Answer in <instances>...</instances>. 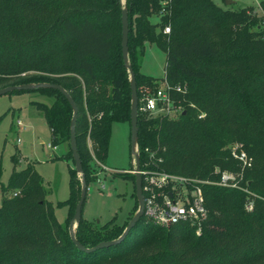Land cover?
Segmentation results:
<instances>
[{
    "label": "trees",
    "instance_id": "1",
    "mask_svg": "<svg viewBox=\"0 0 264 264\" xmlns=\"http://www.w3.org/2000/svg\"><path fill=\"white\" fill-rule=\"evenodd\" d=\"M122 6L120 0H0V87L54 82L66 89L77 106L75 138L86 188L97 176L96 161L106 157L112 122L130 124ZM259 6L125 0L128 62L138 97L162 78L187 88L174 92L183 105L176 116L137 109L141 167L147 162L216 181L223 169L241 170L230 152V144L240 141L251 157L240 179L246 189L202 183L207 216L199 233L186 222L161 225L143 213L120 241L82 250L69 233L81 190L70 148L72 106L54 87L13 89L7 93L36 91L51 98L31 102L44 114L50 144L66 143L59 157L71 158L73 166L68 196L55 203L32 163L13 167L6 182L0 178V264H264V0ZM146 42L165 52L160 78L140 71ZM11 159L18 160L16 152ZM131 168L118 173L133 182L128 218L100 223L81 211L75 236L83 245L118 237L137 209ZM2 171L0 160V177ZM62 205L67 215L59 222L55 207Z\"/></svg>",
    "mask_w": 264,
    "mask_h": 264
},
{
    "label": "rangeland",
    "instance_id": "2",
    "mask_svg": "<svg viewBox=\"0 0 264 264\" xmlns=\"http://www.w3.org/2000/svg\"><path fill=\"white\" fill-rule=\"evenodd\" d=\"M214 1L222 7H234L238 4L256 6L260 0H234L228 4L225 0ZM164 63L165 52L155 43L146 42L140 71L160 78L164 75ZM32 100L51 102L50 97L36 91L0 94V160L3 167L0 178L6 182L13 167L18 170L32 163L44 177V184L49 190L46 197L55 203L68 196V167L73 166V162L71 158L59 157L65 154L66 143L58 144L55 149L47 147L50 129L42 110L32 104ZM18 119L21 120L20 124L17 123ZM130 140L129 122L113 121L106 157L103 163L97 162V176L87 183L82 206L83 217L100 223L114 217L116 222L123 223L128 218L135 200L132 195L133 182L118 173L131 167L133 154ZM14 152L18 157L15 162L11 159ZM47 152L52 156L47 157ZM1 198L0 189V203ZM55 215L59 222H63L67 206L55 207Z\"/></svg>",
    "mask_w": 264,
    "mask_h": 264
},
{
    "label": "built area",
    "instance_id": "3",
    "mask_svg": "<svg viewBox=\"0 0 264 264\" xmlns=\"http://www.w3.org/2000/svg\"><path fill=\"white\" fill-rule=\"evenodd\" d=\"M166 0H164L165 2ZM258 8L259 2L257 3ZM169 31V26L164 27ZM186 84H170L165 78L152 89L145 88L138 97L137 109L150 115L176 116L183 110V105L174 92L184 93ZM20 124L21 120L18 119ZM231 155L241 163V170L223 169L216 181L169 172L161 168H151L140 165L141 187L143 194V213L153 222L170 225L175 222H186L201 231L203 221L207 216L202 183L214 182L222 186L242 187L240 179L243 169L251 165V157L244 150L242 143L233 142L230 145ZM99 163V161H96ZM102 166L105 167L104 164ZM218 169V168H217ZM251 202L246 204L251 208Z\"/></svg>",
    "mask_w": 264,
    "mask_h": 264
},
{
    "label": "water",
    "instance_id": "4",
    "mask_svg": "<svg viewBox=\"0 0 264 264\" xmlns=\"http://www.w3.org/2000/svg\"><path fill=\"white\" fill-rule=\"evenodd\" d=\"M234 0H225V3L233 2ZM120 2L123 4L122 10H121V47H122V57L124 64L126 65L128 71H129V80H130V89H131V108H130V146L131 151L133 154V158L131 160V171L134 173V192L135 197L138 202V207L133 213V215L128 220L127 224L125 225L123 231L121 234L114 238V239H108V240H102L96 243L92 246H85L75 236V226L77 225L80 217H81V211H82V203L85 197L86 193V184L84 181V177L82 174V164L81 160L77 151V145H76V138H75V118L77 114V106L70 96V94L58 83L54 82H27V83H21V84H9L5 85L3 87H0V94L7 93L13 89H20V88H35V87H41V86H50L59 89L65 97L68 99L70 105L72 106L73 114L70 121V148L72 151V157L74 160V166L77 170L78 174L80 175L81 179V190H80V196L76 202L74 214L73 217L69 221V233L72 241L76 244L77 247H79L82 250L89 251L93 250L97 247L110 245L113 243H116L124 238V236L127 234L129 229L135 224L137 219L143 214L144 210V202H143V194H142V187H141V172H140V159H139V152H138V145H137V102H138V95H137V87L135 82V74L133 71L132 66L128 62V31H129V21H128V13L127 9L125 7V0H120Z\"/></svg>",
    "mask_w": 264,
    "mask_h": 264
},
{
    "label": "crops",
    "instance_id": "5",
    "mask_svg": "<svg viewBox=\"0 0 264 264\" xmlns=\"http://www.w3.org/2000/svg\"><path fill=\"white\" fill-rule=\"evenodd\" d=\"M40 141L43 142L41 139H40ZM47 147H50V148H52V149H55V148H57V145H56V146H52V145L50 144V141H49V143H47ZM46 156H47V157H51L52 154H51L50 152H47V153H46Z\"/></svg>",
    "mask_w": 264,
    "mask_h": 264
}]
</instances>
